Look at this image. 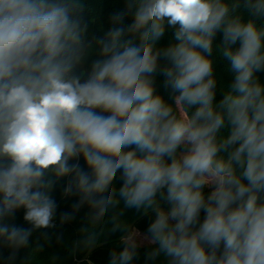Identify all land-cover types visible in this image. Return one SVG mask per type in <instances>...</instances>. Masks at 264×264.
Here are the masks:
<instances>
[{"label":"clouds","instance_id":"clouds-1","mask_svg":"<svg viewBox=\"0 0 264 264\" xmlns=\"http://www.w3.org/2000/svg\"><path fill=\"white\" fill-rule=\"evenodd\" d=\"M108 21L97 36L87 0H0L8 264L34 230L55 227L65 177L63 196L78 199L61 222L85 205L92 224L121 203L154 215L109 264H132L144 242L158 264H264V0H126ZM20 209L30 228L13 222Z\"/></svg>","mask_w":264,"mask_h":264},{"label":"trees","instance_id":"trees-1","mask_svg":"<svg viewBox=\"0 0 264 264\" xmlns=\"http://www.w3.org/2000/svg\"><path fill=\"white\" fill-rule=\"evenodd\" d=\"M90 6V12L96 17V23L90 25V30L97 36L103 35L99 30L102 26L105 30L111 25L108 21L109 14L114 11L125 9L126 0H87ZM130 22V17L125 18V24ZM171 33H167L165 38L160 42L161 46L168 44ZM218 34L216 42H220ZM92 55L86 61L84 67L90 66L92 60L96 59ZM228 64L226 61L217 59L215 62V75L221 80L226 87L230 83V77L227 72ZM261 81L264 82V73L260 74ZM157 91L165 96L169 102H173L172 97L163 87V77L157 78ZM217 101L222 99L218 90ZM83 164V161L81 160ZM67 177L59 181L52 195L57 201L58 210L54 219L55 227L51 229L34 230L30 237L29 246L20 249L15 264H109V253L114 248H122L121 237L129 234L132 229L145 233L146 229L154 215L145 213L144 209H126L121 203L116 208L111 209L101 221L92 224L90 222L91 209L85 205L76 212L72 219L61 222V214L72 213V204L78 197H64L63 186L67 182ZM207 195L211 189L205 188ZM162 207L168 208L160 197H157ZM24 209L16 213V225L30 228L27 222L23 220ZM116 216L122 227L120 230L113 232L112 217ZM203 219V213L201 214ZM91 238V243L89 239ZM154 245H144L138 249V255L132 264H158L160 257L156 260H149L148 254L154 249ZM10 250L0 248V264H8L7 257Z\"/></svg>","mask_w":264,"mask_h":264},{"label":"rangeland","instance_id":"rangeland-1","mask_svg":"<svg viewBox=\"0 0 264 264\" xmlns=\"http://www.w3.org/2000/svg\"><path fill=\"white\" fill-rule=\"evenodd\" d=\"M130 233H133V234H136V235H142V234H144V233L138 231L137 229H132V231ZM147 244H148L147 242H144L142 244V246L147 245Z\"/></svg>","mask_w":264,"mask_h":264}]
</instances>
